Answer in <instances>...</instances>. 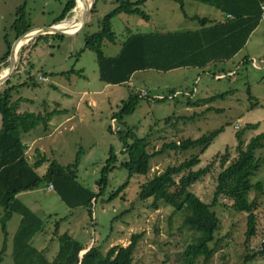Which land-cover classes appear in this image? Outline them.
<instances>
[{"label": "rangeland", "instance_id": "rangeland-1", "mask_svg": "<svg viewBox=\"0 0 264 264\" xmlns=\"http://www.w3.org/2000/svg\"><path fill=\"white\" fill-rule=\"evenodd\" d=\"M64 1L0 0V56L6 47L4 39L10 45L15 39L10 25L15 19L16 8L22 2L29 26L43 27L53 21ZM91 1L84 0L87 15L77 32L67 35L39 33L23 43L7 82L4 83V80L0 83V91L12 87L9 102L14 104L16 112L60 111L51 117L50 125L43 127L38 124L20 134L22 143L28 145L31 140L35 142L25 154L27 159L33 160L34 148H39L46 157L36 170L38 174L44 171L49 160L66 165L78 153L76 180L97 193L96 181L110 148L116 157L113 169L106 173L104 188L88 208H68L53 190L47 191L43 187L19 194L18 199L42 220L41 229L32 236L31 244L43 250L45 257L50 260L57 250L53 233L55 224L57 234L67 232L83 245L99 246L102 252L111 245L124 246L130 234L142 232L133 251L134 264H179L183 245L192 239L182 226L183 214H171V207L166 204H160L154 210L149 207L150 198L144 201L137 199L138 186L145 177L134 174L127 178V171L118 166L124 154L121 151L122 143L112 127L122 125L121 129L130 128L138 137L147 136V149L151 151L159 148L162 142L185 137L196 138L223 126L222 132L199 155L200 161L193 167L195 169L211 162L208 173L189 187L201 201L209 202L215 176L220 169L219 156L225 147L229 158L235 155L234 131L246 123L257 124L255 129L244 131L243 141L264 131V21L259 20L258 27L253 30L244 47L229 60L215 63L214 67L209 64L205 67H179L168 71L139 70L132 73L127 83L106 84L98 80L95 55L83 47V42L86 35L97 31L99 20L116 3L114 0H94L90 11ZM139 8L147 14L148 20L125 13L111 18L114 41L101 42L104 55L115 54L128 33L197 28V22L193 18L184 17L178 4L172 0H145ZM183 11L186 16L198 17H211L213 13H218L213 7L194 0H184ZM75 17L76 11L73 13L71 10L59 23L69 22ZM34 29L37 28L30 30ZM245 55L254 59L255 66L251 65V59L246 62L242 60ZM219 68L227 73L217 78L212 76L221 72ZM5 70L6 65L0 63V73ZM247 87L257 101L255 106L250 107L252 100L247 98ZM141 90L147 93V97L138 98L132 112L123 115L120 121L115 118L111 121L112 115L118 112L121 101L126 99L129 92L138 93ZM169 90H174L172 97ZM219 93L224 94L206 104H187L188 101ZM153 97L164 99L155 100ZM207 106L211 109L205 111ZM174 117L183 118L176 120ZM192 152L193 149L167 150L152 157L148 175L181 161ZM254 155L260 158L264 156V142L261 148L254 151ZM250 180L264 183V160L260 161ZM124 182V188L114 195ZM112 193L113 197L110 198ZM220 201L212 207L219 218L218 228L214 231L215 238L221 239L219 245L210 257L203 260L198 256L194 264H240L244 255L259 249L264 238V186L263 194L256 199L255 235L247 241L244 238L246 213L232 210L226 198ZM1 214L0 207V217ZM18 223L19 214L12 213L5 222L4 232L0 225V264H13L11 245ZM246 264H264V252L246 261Z\"/></svg>", "mask_w": 264, "mask_h": 264}, {"label": "trees", "instance_id": "trees-1", "mask_svg": "<svg viewBox=\"0 0 264 264\" xmlns=\"http://www.w3.org/2000/svg\"><path fill=\"white\" fill-rule=\"evenodd\" d=\"M144 1L114 0L116 5L99 20L97 31L84 37L83 47L95 55L99 81L106 84L127 83L133 72L146 69L168 71L179 67H205L209 64L214 67L215 63L229 60L240 50L250 32L259 22L260 0H194L213 7L222 14V18L211 21L206 17H191L198 23V27L192 30L128 33L119 44L115 54L104 55L101 51V42L107 40L113 43L114 41L111 18L119 13H125L135 14L143 20H148L147 14L139 8ZM172 1L178 4L183 16H186L183 11V0ZM73 6V0H65L60 13L51 24H58ZM92 8L93 3L90 11ZM227 14L231 18L226 17ZM10 28L14 32V38L34 28L29 26L25 18L24 2L16 8L15 19ZM4 41L5 51L0 56V63H3V66L7 64L6 59L10 48L7 40L4 39ZM12 51L13 48L11 54ZM246 59L243 57L244 62L247 61ZM219 71L221 72L212 74V76L227 73H224L223 68H219ZM11 89L12 87H5L0 91V207L2 210L0 225L4 232L5 222L12 213L19 214V223L11 245L13 264H134L133 251L142 232L130 234L126 245H111L102 252L100 247L94 244L85 250L86 246L73 239L67 232L57 234V224H55L53 233L56 236L57 250L50 260L45 257L43 250L31 244L32 236L41 229L42 220L20 202L16 194L50 184L66 207L88 208L91 202L96 200V195L104 188L106 173L113 169L116 157L110 148L96 181L97 193L76 180L78 153L74 160L66 165L49 160L44 172L39 175L34 169L43 163L46 157L35 149L32 162H28L24 155L25 145L20 140V134L28 132L38 124L45 127L48 120L60 111L52 109L43 113L16 112L14 104L9 102ZM168 92L171 97L174 95V90ZM246 93L248 100H252L250 107L255 106L257 101L250 95L248 87ZM223 94L188 101L187 104L203 105L215 97H222ZM140 97H147V93L140 95L139 92H129L126 99L121 101L118 112L111 118L120 121L123 115L132 112ZM153 98L155 100L164 99V97ZM210 109L211 107L207 106L205 111ZM213 110L218 111L219 109ZM174 118L177 120L183 117ZM118 127L115 133L122 143L121 151L124 154L118 166L127 171V178L134 174L145 177V180L138 186L137 199L144 201L150 198L149 207L154 210L160 204H166L171 207V214L177 212L183 214L182 226L190 233L192 239L183 245L179 264H194L198 256L206 260L218 247L221 239L215 238L214 231L218 228L219 218L212 207L221 202L222 198L229 200L228 204L232 210L246 213L245 241L255 235L254 210L257 207V196L263 194L264 183L262 181L251 182L250 178L257 170L260 161L264 160V156L260 158L254 155V151L263 146L264 131L250 136L246 141L243 139L244 131L255 129L256 123H246L234 131L235 155L229 158L228 149L225 147L219 156L220 169L216 173L212 196L207 203L201 201L195 193L189 190V187L208 173L211 162L195 169L193 167L199 163V155L222 132L223 126L213 128L196 138L185 137L162 142L159 148L151 151L147 149L149 145L147 136L138 137L130 128L121 129L122 125ZM187 149H193L189 156L148 175L152 157L167 150L185 151ZM125 185L126 182L121 184L114 195H117ZM109 197H113V193ZM263 252L264 238L260 242L259 249L244 255L240 264H246V261L255 259Z\"/></svg>", "mask_w": 264, "mask_h": 264}, {"label": "bare ground", "instance_id": "bare-ground-1", "mask_svg": "<svg viewBox=\"0 0 264 264\" xmlns=\"http://www.w3.org/2000/svg\"><path fill=\"white\" fill-rule=\"evenodd\" d=\"M75 3H76V6L72 11H76V17L73 20H70L69 22H64L61 24L58 23L59 25H56V26L53 25L54 27L51 26L50 30L62 32L64 34H69V33L71 34V33H74L75 31H77L79 29V27L82 24L83 19L85 20L86 3L84 2V0H76ZM73 22H76V24L73 25ZM66 28H75L76 30L73 32H67V31H64ZM40 31H41L40 29L31 30L30 32L24 34L22 37H20L16 41L15 47L13 49L11 56H10L11 69L9 66H7L6 70L0 73V82L3 79H6V77L10 74V72L14 66V62L16 60L18 50L22 46V44L25 43L29 38H31L32 35L40 32Z\"/></svg>", "mask_w": 264, "mask_h": 264}, {"label": "crops", "instance_id": "crops-1", "mask_svg": "<svg viewBox=\"0 0 264 264\" xmlns=\"http://www.w3.org/2000/svg\"><path fill=\"white\" fill-rule=\"evenodd\" d=\"M76 1V0H75ZM65 2V1H64ZM183 2H184V0H183ZM61 11V10H60ZM69 11H71V9L69 10ZM68 11V12H69ZM67 12V13H68ZM73 12H75V11H73ZM60 13V12H59ZM58 13V14H59ZM85 13H86V9H85ZM57 14V15H58ZM56 15V16H57ZM87 15V14H86ZM55 16V17H56ZM54 17V18H55ZM86 17V16H85ZM184 17H187V18H191V17H196V15H192V16H184ZM203 17H205V16H203ZM206 18H209L211 21H216V20H219V19H221L222 18V14L221 13H213L212 14V16L211 17H206ZM72 20V19H71ZM193 20H195L194 18H193ZM196 21V20H195ZM261 21V20H260ZM263 21V20H262ZM197 22V21H196ZM52 23V22H51ZM49 24V25H52V24ZM59 24H61V23H59ZM59 24H56V25H59ZM76 24V22H73V25H75ZM56 25H54V26H56ZM48 26V25H47ZM53 25H52V27H54ZM44 27V26H43ZM197 27H198V23H197ZM258 27V23H257V25L255 26V28L254 29H256ZM34 28H41V27H34ZM81 28V26L79 27V29ZM70 29V30H69ZM78 29V30H79ZM253 29V30H254ZM74 30H76L75 28H66L64 31H74ZM77 30V31H78ZM253 30L250 32V34H249V36L247 37V39H246V41H245V43H244V45L242 46V47H244L245 46V44H246V42L248 41V39H249V37L251 36V34L253 33ZM77 31H75V32H77ZM74 32V33H75ZM70 34V33H69ZM72 34V33H71ZM16 44V43H15ZM239 51V50H238ZM237 51V52H238ZM236 52V53H237ZM235 55V54H234ZM233 55V56H234ZM232 56V57H233ZM243 57H246L247 59L246 60H250V59H253L252 57L251 58H249V56L248 55H245V56H243ZM243 60V59H242ZM251 61V60H250ZM253 61H254V59H253ZM251 63V62H250ZM251 65H254L255 66V61L253 62V64L251 63ZM229 74H231L232 72L231 71H229L228 72ZM218 75H223V74H218ZM218 75H215V76H218ZM217 78V77H216ZM192 90H194V89H192ZM189 95V94H188ZM51 122H52V118H50L49 120H48V122H47V125H50L51 124ZM57 126H55L54 127V129L56 128ZM35 142H34V140H31L30 142H29V144L27 145V144H25V143H23L24 145H25V149H24V155L26 154V152L27 151H29L30 149H32V145L34 144ZM35 149H38V151H40L39 150V148H34L33 149V152L35 151ZM34 154V156H35V152L33 153ZM26 157V156H25ZM27 158V157H26ZM34 158V157H33ZM28 160V162H32V160H29V159H27ZM40 166V165H39ZM38 166V167H39ZM47 166V165H46ZM46 166H45V168H46ZM38 167H36L34 170L36 171L37 169H38ZM45 170V169H44ZM44 171L42 170V172L39 174V175H41L42 173H43ZM157 172V171H156ZM43 188L45 189V190H47V191H49V190H52V188H48V185L47 186H43ZM39 188H37V189H34V190H30L29 192H33V191H35V190H38ZM23 192H25V191H23ZM23 192H19V193H17L16 194V197L18 198V196H19V194H21V193H23ZM26 192H28V191H26ZM20 201V200H19ZM21 202V201H20ZM84 246H86V248L85 249H87L88 247H89V245L88 244H86V245H84Z\"/></svg>", "mask_w": 264, "mask_h": 264}, {"label": "water", "instance_id": "water-1", "mask_svg": "<svg viewBox=\"0 0 264 264\" xmlns=\"http://www.w3.org/2000/svg\"><path fill=\"white\" fill-rule=\"evenodd\" d=\"M73 1H74V6L71 8V10H73V9L75 8V6H76L75 0H73ZM93 1H94V0H92L91 3H93ZM84 21H85V20L83 19L81 26L83 25ZM52 25H53V24H52ZM52 25H48V26H44V27H41V28H37V29H40L41 31L38 32V33H36V34H34V35H37V34H39V33H57V34H61V35H67V34H64V33H62V32H58V31H55V30H50V28H51ZM26 32H27V31H26ZM26 32H24V33L20 34L19 36H17V37L14 39V41L11 43L10 48H9V54H8V56H7V64H6V67L9 66L10 69H11V66H10V54H11V50H12V48H13V46H14L15 41H16L17 39H19L20 37H22ZM32 36H33V35H32ZM12 69H13V68H12ZM11 71H12V70H11ZM10 73H11V72H10ZM8 76H9V75H8ZM8 76L6 77V79L8 78ZM6 79H3L0 83H2V82H3L4 80H6ZM84 251H85V250H84ZM84 251H82V253H83Z\"/></svg>", "mask_w": 264, "mask_h": 264}, {"label": "built area", "instance_id": "built-area-1", "mask_svg": "<svg viewBox=\"0 0 264 264\" xmlns=\"http://www.w3.org/2000/svg\"><path fill=\"white\" fill-rule=\"evenodd\" d=\"M226 17L231 18V16L228 15V14L226 15ZM259 20H263L264 21V0H260L259 1ZM253 62H254L253 59H251V63L252 64H253ZM221 76L222 75H218L216 77H221ZM39 78H41V80H45V78H43V77H39ZM139 94L140 95H144L145 91L141 90V91H139ZM111 121H113V118H111ZM235 128H237V125H235ZM112 129L113 130H118L119 127L116 125L115 127L113 126ZM48 188H51L50 184L48 185Z\"/></svg>", "mask_w": 264, "mask_h": 264}]
</instances>
